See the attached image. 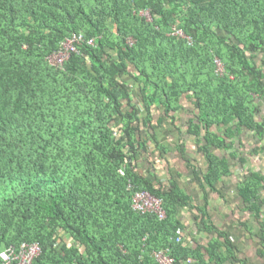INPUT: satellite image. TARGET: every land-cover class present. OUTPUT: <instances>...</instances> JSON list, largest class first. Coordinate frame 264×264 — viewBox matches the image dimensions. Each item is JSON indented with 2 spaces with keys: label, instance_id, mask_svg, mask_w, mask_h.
Instances as JSON below:
<instances>
[{
  "label": "trees",
  "instance_id": "16d2710c",
  "mask_svg": "<svg viewBox=\"0 0 264 264\" xmlns=\"http://www.w3.org/2000/svg\"><path fill=\"white\" fill-rule=\"evenodd\" d=\"M75 35L86 40L78 52L63 68L48 65ZM261 52L264 0H0V252L37 243L32 264H158L155 253L170 250L174 264H225L235 246L215 226L204 232L216 236L195 248L177 243L186 198L136 166L156 138V115L187 99L199 111L190 133L204 134L214 187L228 167L210 145L233 148L225 138L239 127L264 135L255 119ZM220 124L228 125L222 137L212 130ZM263 186L251 172L238 194L262 228L264 250ZM144 191L163 200L165 221L133 210Z\"/></svg>",
  "mask_w": 264,
  "mask_h": 264
},
{
  "label": "crops",
  "instance_id": "0c3cea01",
  "mask_svg": "<svg viewBox=\"0 0 264 264\" xmlns=\"http://www.w3.org/2000/svg\"><path fill=\"white\" fill-rule=\"evenodd\" d=\"M257 61L264 65V52L259 53ZM133 97L141 107L139 99ZM183 104L170 116L164 110L156 115L154 124L150 125L156 138L149 141V149L143 151L136 170L169 190L177 185L181 197L186 198L187 203L179 207L178 217L185 224L189 247L195 248L216 236L215 232L212 235L204 232L205 226H215L235 246L234 256L225 264H264L262 228L254 214L247 210L250 204L238 194L240 183L251 172L259 173L264 181V135L261 137L255 131L239 127L237 135L225 138L227 144L234 142L233 148L211 144L210 152L225 158L228 167V174L211 187L205 179L210 163L202 150L204 134L190 133L192 122L199 121V111L187 99ZM257 105L261 111L255 119L264 123V101L258 99ZM227 128L228 125L220 124L212 130L222 137ZM142 135H146V130ZM261 198L264 200V186ZM205 264L214 263L206 261Z\"/></svg>",
  "mask_w": 264,
  "mask_h": 264
},
{
  "label": "built area",
  "instance_id": "2783aa9c",
  "mask_svg": "<svg viewBox=\"0 0 264 264\" xmlns=\"http://www.w3.org/2000/svg\"><path fill=\"white\" fill-rule=\"evenodd\" d=\"M84 41L83 36L76 35L67 39L61 50L54 54L48 61L56 66L64 65L68 61L72 54L78 52V45ZM133 208L135 211L141 214L154 213L159 220L166 218V212L163 208V201L150 192H137L133 199ZM183 234V230L181 231ZM181 238L178 239V242ZM41 253L40 246L37 243H23L19 249L13 246L4 252L0 253V259L5 264H11L17 262V264H32ZM155 258L158 264H173L174 258L171 257L170 251H159L155 253Z\"/></svg>",
  "mask_w": 264,
  "mask_h": 264
},
{
  "label": "clouds",
  "instance_id": "9594fccd",
  "mask_svg": "<svg viewBox=\"0 0 264 264\" xmlns=\"http://www.w3.org/2000/svg\"><path fill=\"white\" fill-rule=\"evenodd\" d=\"M142 15H144V16H146V17H148L149 18V20L150 21H153L154 20V18L152 17V15L150 14V11H146V12H142L141 13ZM76 36V35H75ZM79 36H83V35H79ZM74 37V36H73ZM70 38H72V37H70ZM83 38H84V36H83ZM69 39V38H68ZM66 41V40H65ZM64 41V42H65ZM86 40H85V38H84V41H83V43L85 42ZM63 42V43H64ZM63 43H62V45H63ZM90 43V42H89ZM130 44H132L133 42L130 40V42H129ZM62 45H61V47H60V49H59V51L61 50V48H62ZM59 51H57L56 53H58ZM56 53H54V54H56ZM54 54H52L51 56H48V57H46V59H45V61H46V63L48 64V65H51V66H53V67H56V68H63L64 67V65H61V66H56V65H54V64H52L51 63V61H48V58H51ZM73 55V54H72ZM70 60V59H69ZM68 60V61H69ZM68 61H66V62H68ZM65 62V63H66ZM64 63V64H65ZM215 63H216V65L218 66V72H222V70H223V67H222V63L220 62V60H218V59H216L215 60ZM132 96H133V94H132ZM185 100V99H184ZM140 101V100H139ZM142 102V101H141ZM144 107H141V109H140V112H141V115H143L144 113H146V111H143L142 109H143ZM160 109H162V108H160ZM144 110H146V109H144ZM147 138V136L146 135H144L143 136V139H146ZM120 172L122 173V174H124V169L122 168V169H120ZM144 192H149V191H144ZM151 193V192H150ZM135 195V194H134ZM155 196V195H154ZM157 197V196H156ZM160 199V198H159ZM162 200V199H161ZM163 201V200H162ZM132 208H133V204H132ZM164 208V207H163ZM165 209V208H164ZM133 210H134V208H133ZM135 211V210H134ZM135 212H137V211H135ZM165 212H166V210H165ZM138 213V212H137ZM139 214H141V213H139ZM147 214H153V215H156V214H154V213H147ZM157 217V216H156ZM158 218V217H157ZM166 218H167V212H166ZM166 218L164 219V220H160V221H165L166 220ZM159 219V218H158ZM181 231H182V229H181ZM183 234L180 232V235H179V238H181V241L180 242H182V240H185V234H186V230L185 229H183ZM178 238V239H179ZM180 242H178V240H177V243H180ZM30 244V243H29ZM22 245V244H21ZM20 245V246H21ZM39 245V244H38ZM20 246L19 247H15V246H13L14 248H16V249H19L20 248ZM10 247H12V246H10ZM9 247V248H10ZM9 248H7V249H9ZM7 249H5V250H3V251H1V252H4V251H6ZM41 249V248H40ZM162 251H167V250H162ZM170 251V250H169ZM0 252V253H1ZM157 252H159V251H157ZM41 254V253H40ZM40 256V255H39ZM38 256V257H39ZM155 256V255H154ZM37 257V258H38ZM172 257V256H171ZM36 258V259H37ZM173 258V257H172ZM156 259V258H155ZM1 260V259H0ZM35 260V259H34ZM33 260V261H34ZM2 261V260H1ZM174 261H175V259H174ZM3 263H4V261H2ZM157 262V261H156ZM13 263H16L17 264V262H13ZM33 263V262H32ZM158 263V262H157ZM5 264V263H4ZM12 264V263H11ZM174 264V263H173Z\"/></svg>",
  "mask_w": 264,
  "mask_h": 264
},
{
  "label": "rangeland",
  "instance_id": "374dc122",
  "mask_svg": "<svg viewBox=\"0 0 264 264\" xmlns=\"http://www.w3.org/2000/svg\"><path fill=\"white\" fill-rule=\"evenodd\" d=\"M172 35L175 36V37H178V38H182V39H185L188 41V44L189 45H192L193 44V40L190 36H187L183 30L181 29H174L173 32H172Z\"/></svg>",
  "mask_w": 264,
  "mask_h": 264
}]
</instances>
